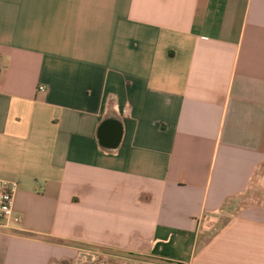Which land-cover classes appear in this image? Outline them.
Returning <instances> with one entry per match:
<instances>
[{
	"label": "crops",
	"instance_id": "1",
	"mask_svg": "<svg viewBox=\"0 0 264 264\" xmlns=\"http://www.w3.org/2000/svg\"><path fill=\"white\" fill-rule=\"evenodd\" d=\"M0 179V264H264V0H0Z\"/></svg>",
	"mask_w": 264,
	"mask_h": 264
},
{
	"label": "rangeland",
	"instance_id": "2",
	"mask_svg": "<svg viewBox=\"0 0 264 264\" xmlns=\"http://www.w3.org/2000/svg\"><path fill=\"white\" fill-rule=\"evenodd\" d=\"M101 253V252H100ZM149 258L127 253L92 254L88 250H78L72 256L55 264H149Z\"/></svg>",
	"mask_w": 264,
	"mask_h": 264
},
{
	"label": "built area",
	"instance_id": "3",
	"mask_svg": "<svg viewBox=\"0 0 264 264\" xmlns=\"http://www.w3.org/2000/svg\"><path fill=\"white\" fill-rule=\"evenodd\" d=\"M40 90L43 91V88ZM17 188L16 182L0 179V224L8 220H13L15 223L20 222L19 218H12L14 195Z\"/></svg>",
	"mask_w": 264,
	"mask_h": 264
},
{
	"label": "water",
	"instance_id": "4",
	"mask_svg": "<svg viewBox=\"0 0 264 264\" xmlns=\"http://www.w3.org/2000/svg\"><path fill=\"white\" fill-rule=\"evenodd\" d=\"M103 135H104V137H105V133H104Z\"/></svg>",
	"mask_w": 264,
	"mask_h": 264
}]
</instances>
